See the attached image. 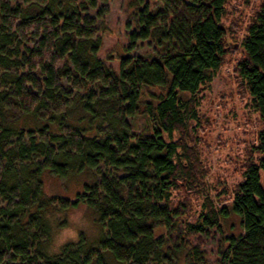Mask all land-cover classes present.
<instances>
[{
    "label": "trees",
    "instance_id": "1",
    "mask_svg": "<svg viewBox=\"0 0 264 264\" xmlns=\"http://www.w3.org/2000/svg\"><path fill=\"white\" fill-rule=\"evenodd\" d=\"M236 1L132 0L129 53L114 69L97 57L111 0H0V264H264V0L247 20L228 18ZM139 41L152 52L133 54ZM234 52L260 126L216 205L191 134L200 94ZM81 173L90 180L73 199L46 192V175ZM193 192L203 207L191 219ZM80 205L97 235L54 250ZM232 216L237 233L223 228Z\"/></svg>",
    "mask_w": 264,
    "mask_h": 264
},
{
    "label": "rangeland",
    "instance_id": "2",
    "mask_svg": "<svg viewBox=\"0 0 264 264\" xmlns=\"http://www.w3.org/2000/svg\"><path fill=\"white\" fill-rule=\"evenodd\" d=\"M132 0H111L110 10L105 17L103 27V41L97 57L105 65L117 69L119 59L129 53L127 46L130 43L129 33L135 27V18L131 17ZM259 0H253L246 5L241 0L234 3L237 7L229 10L228 18L243 17L245 20L251 16ZM132 24L131 28L127 23ZM244 25L236 33L238 40L244 34ZM152 41H139L133 54L147 55L153 50ZM241 57L240 52L227 56L225 64L214 76L210 87L200 94L198 106L199 124L191 134L192 142L199 151L200 161L206 173L203 182L209 187L210 195L216 205L226 204L231 197V190L241 179V165L249 144L255 141V135L260 126L258 113L251 107L247 94L241 91L239 81L234 72L235 65ZM130 120V119H129ZM134 129L142 131L147 128L142 115L130 120ZM195 124V123H194ZM191 142V143H192ZM90 176L81 173L75 178L61 180L54 176L46 175L45 190L48 194H57L73 199L75 194L84 189L89 183ZM227 190L228 194L217 198V193ZM203 197L195 192L191 195L190 218L194 219L202 209ZM65 221L56 229L52 247L56 250L62 243L75 240L80 231L88 237L97 235L98 228L94 224L92 211L85 205H80L64 215ZM62 218V216H61ZM63 220V219H62ZM231 224H233L232 227ZM235 224V225H234ZM227 233L239 232L238 218L230 217L223 223ZM218 234L210 232L204 238L203 247L208 253V258L213 259L218 241Z\"/></svg>",
    "mask_w": 264,
    "mask_h": 264
}]
</instances>
